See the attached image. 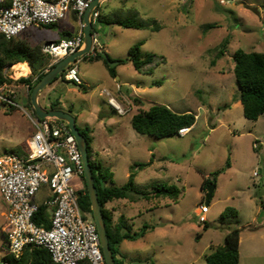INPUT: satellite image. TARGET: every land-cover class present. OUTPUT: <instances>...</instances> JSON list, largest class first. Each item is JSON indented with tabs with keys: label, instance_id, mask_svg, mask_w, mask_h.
Here are the masks:
<instances>
[{
	"label": "rangeland",
	"instance_id": "obj_1",
	"mask_svg": "<svg viewBox=\"0 0 264 264\" xmlns=\"http://www.w3.org/2000/svg\"><path fill=\"white\" fill-rule=\"evenodd\" d=\"M97 9L111 22L94 25L105 54L115 60L110 65L116 67V77L101 61L86 56L74 64L82 84L59 77L42 91L39 103L47 109L49 102L59 100L79 130L85 131L91 161L110 171L113 186H124L132 166L152 160L137 172L136 191L146 193L157 185L180 190L177 202L162 201L150 212L146 210L152 202L144 199L125 201L127 208L109 207L115 221L120 213H142L132 223L127 221L132 233L144 225L157 228L139 240L123 241L117 259L124 264H205L210 248L223 245L229 230L239 228L240 264H264V115L256 121L244 117L233 59L240 50L264 53V0H102ZM149 19L159 22L162 29L113 24ZM76 30L72 13H68L55 25L29 28L22 37L31 46H42L62 32L72 37ZM226 38L227 50L218 57ZM139 42H143L142 52L163 56L166 63L149 74L136 71L130 61L117 65L116 60L126 59ZM17 65L7 71L11 87L3 91L15 97L17 106L0 99V156L26 155L35 133L29 89L23 91L17 82L31 76V68L28 76H16ZM117 84L121 92H116ZM104 90L125 106V115L110 107ZM154 104L168 106L175 113L194 114L196 123L186 135L159 139L137 133L131 124L133 115ZM228 160L230 168H226ZM204 182L209 183L206 189ZM210 186L215 191L207 205L205 229L199 216ZM228 207L237 209L239 215L222 218ZM6 211L7 205L0 200V264L7 254Z\"/></svg>",
	"mask_w": 264,
	"mask_h": 264
},
{
	"label": "built area",
	"instance_id": "obj_2",
	"mask_svg": "<svg viewBox=\"0 0 264 264\" xmlns=\"http://www.w3.org/2000/svg\"><path fill=\"white\" fill-rule=\"evenodd\" d=\"M93 1L0 0V36L10 40L33 26L55 25L68 13H73L79 22L78 33L68 40L42 45V53L51 60L50 66L55 65L83 47V16ZM97 8L92 14V23L100 16ZM101 50L98 36L93 35L89 55L96 57L102 54ZM11 67L4 69V78ZM63 78L82 84L74 64L66 69ZM9 87L6 80H0V99L17 106L14 96L3 95ZM117 90L120 91L119 85ZM103 95L114 111L120 115L127 113L125 106L111 92L104 90ZM31 121L35 133L28 142V154L0 156V200L7 205L4 215L7 253L20 258L26 247L43 248L50 253L54 264H82L85 261L106 264L96 224L80 207V200L85 195L82 183L84 166L76 138L65 122L37 116ZM189 131L190 128H183L179 135H186ZM42 207L47 209L48 227L35 221ZM200 211L199 222L204 224L209 208L202 206Z\"/></svg>",
	"mask_w": 264,
	"mask_h": 264
},
{
	"label": "trees",
	"instance_id": "obj_3",
	"mask_svg": "<svg viewBox=\"0 0 264 264\" xmlns=\"http://www.w3.org/2000/svg\"><path fill=\"white\" fill-rule=\"evenodd\" d=\"M122 1L126 2L127 0ZM97 21L102 24L111 23L101 14ZM113 24L119 25L123 28L150 27L156 31L162 29L159 22L153 19H149L145 23L116 21ZM92 32L93 35H97V27L94 25V22ZM24 33L10 40H7L4 36H0V80L1 82L6 80V78H4L3 71L7 67H11L16 64L19 65L15 66V68L19 66L30 67L32 72L31 76H28L30 71L25 72L23 76L28 77H22L17 80V82L21 85H26L29 89V93L31 94L35 84L41 80L49 70L54 68L56 64L50 66L51 60L48 56L42 53V46H31L26 39L22 37ZM228 44L229 39L226 38L220 45L218 57L225 54ZM142 45L143 42L135 44L129 50L126 59L116 60L117 65H122L127 61H130L136 71L149 74L153 73L154 69L158 67V65L166 63L163 56L142 52ZM86 56H88L91 60L102 61L107 67L109 74L112 77H116V67H112L110 65L115 60H113L109 55L99 54L96 57H91L88 54ZM86 56L82 59H86ZM233 59L235 62L234 75L240 89L239 97L243 107L244 117L248 120L256 121L260 116L264 115V53L255 51L245 52L240 50L234 54ZM48 61L49 65L48 68H46ZM214 63L215 62H212L213 65ZM65 72L66 70H64L63 73L52 83L57 81L59 77L63 78ZM84 92H86V89ZM29 104L32 108L30 101ZM46 110H60L58 100L51 102L50 106ZM195 123L196 116L194 114L175 113L168 106L161 104H154L148 110L139 111L133 115L131 119L132 127L137 133L141 135L153 136L159 139L179 135V131L181 129L192 128ZM80 133L87 140L89 157L91 158L89 138L84 130H80ZM27 154L28 152L26 155ZM90 163L93 170L95 186L98 192L99 203L102 207V212L105 218L110 248L113 251L116 264H124L122 260L117 259L119 245L125 240L136 241L143 238L149 230H154L155 226L144 225L140 232L132 233V229L127 224V219L124 215H121L117 221L114 220L113 214L107 208L108 204L120 200H129L131 202L135 201L136 198H133V196L136 194L140 195L138 198H142L147 202H152L155 207L158 206L160 202L166 200L177 202L180 196V190L175 186L168 187L165 185H157L154 186L151 191L146 193L141 194V192L136 191L135 178L137 172L145 169L152 163V160L149 163H137L132 166L130 168L128 182L122 187L113 186L112 174L108 169H105L101 163H95L93 161H90ZM226 168H230L229 160L226 163ZM108 182H111L112 186L109 185ZM82 183L85 195L80 200V207L85 215L93 218L84 175L82 176ZM208 186L209 183L204 182L202 188L206 189ZM206 196H208V190ZM261 205L264 207V203H261ZM46 210L47 209L45 207H42L35 221L40 226L48 227L49 224L46 216ZM238 215L239 212L237 209L228 207L224 210L221 216L222 218H236ZM204 224V228L208 229V225L206 223ZM7 236V233L4 232V242L8 247ZM240 237V229L231 228L225 237L223 245L212 246L210 248V252L204 257L205 264H240ZM3 264H54V262L51 259L50 253L46 249L26 247L20 258H15L7 253L3 257ZM82 264L90 263L85 261Z\"/></svg>",
	"mask_w": 264,
	"mask_h": 264
},
{
	"label": "water",
	"instance_id": "obj_4",
	"mask_svg": "<svg viewBox=\"0 0 264 264\" xmlns=\"http://www.w3.org/2000/svg\"><path fill=\"white\" fill-rule=\"evenodd\" d=\"M102 0H94L91 6L86 10L83 16L84 27V44L83 47L77 52L69 55L58 62L54 68L49 70L46 75L39 80L30 94V102L34 109L35 115L39 119H56L58 121L65 122L73 136L76 138L79 150L82 154V162L84 166V180L86 182L88 196L90 198L91 209L93 213L94 222L97 227V231L100 237L101 248L104 255L106 264H116L113 251L110 248L109 236L107 233L106 223L102 207L99 203L98 192L95 186V180L93 176V170L91 166V159L89 157L88 143L86 138L80 133V130L76 124L75 118L65 111L62 110H46L39 103V97L42 91L47 88L59 75L63 73L70 65L75 64L77 61L88 55L93 42V23L92 14L98 7ZM70 37L65 36L63 39L68 40ZM215 191V186L208 188V196L206 205Z\"/></svg>",
	"mask_w": 264,
	"mask_h": 264
},
{
	"label": "crops",
	"instance_id": "obj_5",
	"mask_svg": "<svg viewBox=\"0 0 264 264\" xmlns=\"http://www.w3.org/2000/svg\"><path fill=\"white\" fill-rule=\"evenodd\" d=\"M72 18L75 20V22H76V24H77V30H76V33H75V35L78 33V31H79V22H78V19L76 18V16L72 13ZM74 35V36H75ZM65 36H69V37H71L70 35H68L67 33H65V32H62V33H60V35L57 37V38H55V39H51L52 41H59V40H61V39H63ZM73 37V36H72ZM101 46H102V44H101ZM101 53H102V55H104L105 53H107V51L105 50V48L102 46V50H101ZM102 62V61H101ZM103 63V62H102ZM25 64H27V63H25ZM75 67L77 68V66L75 65ZM19 68H25L24 66H19V67H14V70H17V69H19ZM78 69V68H77ZM30 71V68L29 67H26V72H29ZM120 86V84H117L116 85V88H115V90H116V92H119L118 90H117V86ZM26 87L27 86H24L23 85V91H25L24 90V88L26 89ZM122 91V88H121V86H120V92ZM103 94V93H102ZM56 100V99H55ZM58 100V99H57ZM39 101H40V97H39ZM51 101V100H50ZM51 102H53V101H51ZM51 102H49L48 103V107L50 106V104H51ZM58 104H59V108H60V110H62V111H65L62 107H61V104H60V102H59V100H58ZM44 108V107H43ZM66 112V111H65ZM190 130H191V128H190ZM139 199H142V198H137L135 201H132L131 203H133V202H136V201H138ZM125 201H128V200H120V201H116V202H113V203H110V204H108V206H107V208L109 209V207H111V205H122V206H124V208H127V206H128V204L125 202ZM146 201V200H145ZM149 203V202H148ZM163 205H166L164 202H163ZM160 205H158V206H155L154 207V205L152 204V207H148L147 208V212L149 211H153V210H155L156 208H158ZM132 210L130 209V212H131ZM121 215H124V217L127 219V221L128 222H131L132 223V221H134V220H136L137 218H139V217H141L142 216V213L139 211L137 214L136 213H134V214H129V215H125V214H123V213H120V215L119 216H121ZM156 227H155V229L154 230H150V231H152V232H155L156 231ZM240 241H241V237H240Z\"/></svg>",
	"mask_w": 264,
	"mask_h": 264
},
{
	"label": "bare ground",
	"instance_id": "obj_6",
	"mask_svg": "<svg viewBox=\"0 0 264 264\" xmlns=\"http://www.w3.org/2000/svg\"><path fill=\"white\" fill-rule=\"evenodd\" d=\"M15 75L16 76H23L24 75V73L26 72V67L25 68H19V69H17V70H15Z\"/></svg>",
	"mask_w": 264,
	"mask_h": 264
}]
</instances>
